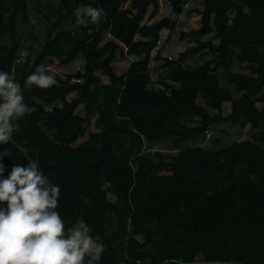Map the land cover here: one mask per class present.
<instances>
[{
  "label": "trees",
  "instance_id": "1",
  "mask_svg": "<svg viewBox=\"0 0 264 264\" xmlns=\"http://www.w3.org/2000/svg\"><path fill=\"white\" fill-rule=\"evenodd\" d=\"M124 1L58 0L53 15L42 13L39 39L32 28L24 38L18 34V19L30 26L26 1L0 0V70L14 73L29 106L13 133L15 143L0 146L11 153L3 163L10 169L27 163L28 157L38 161L41 171L61 186L57 210L65 227L83 219L90 234L105 244L100 264H178L165 263L164 258L179 246H191L190 259L201 264H208L205 250L219 254L222 264H264V0H204L202 10L190 12L200 16V27L181 38L193 39L197 46L165 66L169 87L180 91L176 95L151 88L147 69L161 31L175 28L184 0H172L169 16L150 25L142 21L156 0H132L131 11L122 14ZM85 5L102 8L105 18L78 24L74 9ZM79 35L62 64H70L85 43L99 52L106 36L107 55L86 64L75 78H56L50 88L25 87L30 73ZM208 35L210 41H200ZM28 39L37 42L40 51L34 60L19 62L22 42ZM202 51L212 58L199 67L181 65ZM117 53L137 59L121 86L112 66ZM96 70L109 84H100ZM72 93L75 97L69 100ZM33 96L41 102L35 103ZM80 105L83 115L75 112ZM223 123L231 129L247 128L248 136L218 150L197 146L144 154L146 144L169 142L179 148ZM86 135V141L73 146ZM87 154L94 158L87 159ZM219 155L234 163L224 181L196 182L185 174L189 166L183 157L211 168ZM105 166L121 173L127 187L105 188ZM139 196L147 201L134 199ZM230 199H256L239 236L229 229ZM156 205L168 210L161 213ZM158 237L163 240L160 248L152 243Z\"/></svg>",
  "mask_w": 264,
  "mask_h": 264
},
{
  "label": "rangeland",
  "instance_id": "2",
  "mask_svg": "<svg viewBox=\"0 0 264 264\" xmlns=\"http://www.w3.org/2000/svg\"><path fill=\"white\" fill-rule=\"evenodd\" d=\"M27 4V14L29 17L30 26L21 25L20 19H18V34L23 38L26 37L28 29L32 28L34 34L39 39L43 35V12L47 16H51L55 13L58 7V0H25ZM171 1L172 0H156L157 5H151L145 14V18L142 21V25H150L154 22H158L164 18H167L171 10ZM204 0H184V7L181 15L178 18V21L175 25V28L172 31L168 29H163L160 33V40L156 48L152 51L150 56V63L147 69V73L151 78L150 87L155 90H163L167 94L176 95L180 91L176 87V91L169 87V83L165 79L167 73L166 64L168 60L175 61L177 60L182 53L186 50H189L197 44L193 39H183L181 35L183 33H188L190 30H196L200 27V16L197 13H190L192 11H200L203 9ZM131 2L132 0H125L121 7L120 12L126 14L131 11ZM155 10V11H154ZM155 12V13H153ZM82 35L74 37L71 42L66 46L58 47L55 50V54L52 58L45 59L41 64V67L44 70H50L52 75L58 79H65L68 75H71L75 78L74 74L77 72L83 71V68L86 64L98 62L104 58L109 48L105 45L107 41L106 38L98 45L100 51L93 52L90 43H85L81 47L80 54L68 65L61 63V58L67 53L72 46H74L81 38ZM212 35H208L204 38H201V42H207L211 40ZM140 39V37H137ZM217 43V41H215ZM30 48V49H29ZM40 46L37 42H34L32 39L22 42V51L19 55V62H24L27 58L34 60L35 56L39 53ZM212 58V55L208 51H202V53L195 54L192 57L185 58L181 65H187L190 67H199L202 63L209 61ZM133 58L124 54L117 53L112 66L114 72L117 76V84L121 86L123 84V77L127 71L129 65L132 63ZM98 78L100 84H109V79L102 75L100 70L94 72ZM220 78L221 75L219 74ZM72 79V82L77 81ZM223 83V80H221ZM235 96V95H234ZM75 97V94L72 93L68 96V99ZM198 104H203V101H198ZM47 109H50L51 106H46ZM79 115H83V107L80 105L75 111ZM91 131H95V128H92ZM248 136L247 128H233L231 129L228 124H219L211 128L204 137H200L195 141L187 142L180 146L179 148H173L169 142L163 143H153L146 144L144 148V154L151 155L154 152H178L185 151L194 147H202L206 150H218L221 148V145L231 143L237 140H243ZM87 135L79 138L73 146H78L86 141ZM87 159L91 160L94 158L93 154H87ZM184 161L187 163L189 168L185 171V174L188 175L194 181H224L227 177L231 176L233 171L232 167L234 165L233 160L225 155H219L216 160L211 162V168H204V163L199 160H192L188 156L183 157ZM102 178L105 183V188L113 186H122L127 187V180L124 176L113 170L110 167L102 168ZM109 199L113 197L108 196ZM135 200L147 201L144 196L135 197ZM256 199L250 200H235L230 199L227 202V207L232 211V219L229 223L230 232L239 236L244 224L247 220V216L253 211L254 204ZM156 208L161 212L165 213L168 209L165 205H156ZM253 229H257L258 226L253 224L251 226ZM140 240H142L140 238ZM152 243L156 248H160L163 244V240L158 238H153ZM193 254V248L191 246H179L173 247L169 253L165 256L164 262H176L178 264H201L199 260L192 261L190 257ZM203 255L205 256L206 262L208 264H222L221 256L217 253L210 251H204Z\"/></svg>",
  "mask_w": 264,
  "mask_h": 264
},
{
  "label": "clouds",
  "instance_id": "3",
  "mask_svg": "<svg viewBox=\"0 0 264 264\" xmlns=\"http://www.w3.org/2000/svg\"><path fill=\"white\" fill-rule=\"evenodd\" d=\"M74 15L81 25L105 18L102 8L91 5L77 7ZM56 83L54 75L38 66L26 77L25 87L47 89ZM28 109L14 73L0 70V146L15 143L13 133ZM10 156L6 147L0 149V264H100L106 246L90 234L87 223L80 219L65 227L57 210L61 186L31 157L8 169L3 160Z\"/></svg>",
  "mask_w": 264,
  "mask_h": 264
},
{
  "label": "crops",
  "instance_id": "4",
  "mask_svg": "<svg viewBox=\"0 0 264 264\" xmlns=\"http://www.w3.org/2000/svg\"><path fill=\"white\" fill-rule=\"evenodd\" d=\"M132 58H133L132 62H133V61H135V60H137V59H136V58H134V57H132Z\"/></svg>",
  "mask_w": 264,
  "mask_h": 264
}]
</instances>
